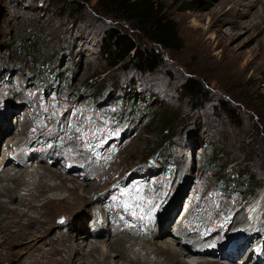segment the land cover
<instances>
[{
  "label": "rangeland",
  "instance_id": "374dc122",
  "mask_svg": "<svg viewBox=\"0 0 264 264\" xmlns=\"http://www.w3.org/2000/svg\"><path fill=\"white\" fill-rule=\"evenodd\" d=\"M153 1L176 24L179 51L150 43L136 24L121 21L115 10H104L95 0H0V112L14 108L4 123V128H11L0 136V164L6 157L16 163L12 166L8 160L0 166L8 179L22 173L36 182L44 169L57 173L58 169L64 170L61 177L76 178L66 183L70 186L91 185L94 194L84 196L88 201L93 197L92 212L78 226L96 233L105 253L107 245L123 237L151 249L169 243L184 253L176 246V237L186 240L185 247L200 240L201 231L204 243L214 247L208 242L221 240L219 245L230 235L223 223L243 219L245 224L246 217L250 223L237 226H247L250 237L263 233L256 235L262 236L260 248L264 245V0ZM72 2L79 4L78 14L65 9ZM111 29L132 35L141 48L158 53L159 68L143 71L132 61L110 67L102 43ZM188 79L199 81L203 97L190 100L182 95ZM221 103L234 109L238 120L230 119ZM5 118L2 114V123ZM84 142L91 145L94 156L106 161L104 165L90 160L85 178L80 164L71 169L72 164L66 163L75 159L77 150L88 156L82 150ZM48 149L49 155L58 150V156L68 160H60L61 166L52 156L35 152ZM3 177L0 184L12 188ZM253 185L260 187L254 195ZM125 192L128 195H121ZM137 194L142 199L132 198ZM258 201L261 206L255 205ZM82 206L68 218L73 221L84 214ZM96 209L102 210L93 216ZM31 212L27 214L36 217ZM51 213L50 237H68V213ZM183 215L187 224L177 232ZM239 232L243 230H235ZM257 237L246 246L255 248ZM25 245L9 248L13 254L8 258H15ZM1 249L5 248L0 247V254ZM136 251L132 250L139 257L145 255ZM154 254H147L148 260L157 259ZM185 256L190 264L203 260L226 264L209 255ZM0 264H10L9 259Z\"/></svg>",
  "mask_w": 264,
  "mask_h": 264
},
{
  "label": "bare ground",
  "instance_id": "6f19581e",
  "mask_svg": "<svg viewBox=\"0 0 264 264\" xmlns=\"http://www.w3.org/2000/svg\"><path fill=\"white\" fill-rule=\"evenodd\" d=\"M11 109L12 110L6 109V111H4L5 113L0 112V123H2V120H1L2 114H5L6 116L5 120L0 125V136L1 137L3 135L2 131H6L9 127L11 128V125L7 128H4L5 127L4 123L7 122V120L10 118V114H12V111H14L13 110L14 108H11ZM83 144L85 145L82 146V150L85 153H87L88 156L86 157V156H83L82 154H78L77 151H80V150H77L75 152V159L73 160V164L69 166L70 168H72V166H75L76 163L82 166H85V164L92 166V164H90V160H92L93 162L101 160L100 157L97 158L90 152L92 147L89 143L84 142ZM63 149L65 148L63 147ZM35 152L37 155H41V157L42 155L52 156L54 159L53 160L54 164L58 163L60 160L61 161L65 160L63 157L58 156L57 154L59 153L58 150H55L51 155H49L51 152V149H48L44 152L36 150ZM18 154H19V158L22 159L23 161L26 159L25 158L26 155L24 156L23 153H18ZM47 158L51 160L49 157ZM5 159L6 160L2 159L3 163H6V162L9 163L10 160L7 157ZM42 160L43 159L38 158V163H42L41 162ZM101 161H103V164L105 165L106 161L105 160H101ZM13 162L12 160L10 161V163L13 164L12 166L16 165V163L15 162L13 163ZM3 163L1 161V164ZM66 168H68V166H66ZM0 169H2V172L4 173V170H3L4 168L3 167L1 168L0 166ZM73 171H74L73 173L75 174L76 170H73ZM87 171H85L84 175H82V172H81V176L84 178L89 176V173H88L89 171L88 172ZM75 175L76 177L81 178L80 175L78 174H75ZM1 176L2 177L5 176L6 177L5 180H7V182L12 183L15 187L13 186L12 188H10L9 185H3L2 183L0 184V247L5 248V249H1L2 253L0 254V260L4 258L6 260L9 259L10 264H190L184 260V258L186 257L185 255H191V256L194 255L190 247L185 248L183 246L186 240L182 238V236L176 237L177 240L175 242H176V246L181 247V249L185 251L184 253L177 252L173 247L169 245V243H163L162 249H159L158 247L157 248L153 247V249L149 247L150 248L149 249L148 246L146 247L145 245H139L135 241V239L126 238V237L118 238L114 240L113 242H111L109 245H107L108 253L102 252L100 251L98 247V243L100 242V240H97V238H99L97 234L94 232H91L90 229L88 230V228L87 230L86 229L84 230L82 225H80V227L78 226V224L82 223V219L83 218L85 219L88 213L92 212L90 211L89 208L93 204L94 199L92 200L93 198L92 197L90 201H88V200H85L86 196H84V193L88 195L94 194L95 189L91 185H86L87 186L86 187L82 185L72 184V186H70L66 183L75 182L74 179L76 178H74V176L73 178L64 177V176L61 177V174L59 172L57 173L56 171H52L49 169H44L43 176L40 177L39 181H36V182L34 181L30 182V180H27V178L29 177L22 173H19L18 175L14 176L11 179H8L9 178L8 172L4 173L3 175L0 174V181H2L4 178V177L1 178ZM62 192L68 193L69 198L68 196L60 195V193L62 194ZM22 193H24L23 196L20 195ZM79 206L83 207L84 210H82V212L84 214L78 215L79 218L75 217L72 221V219L68 217H70L71 214H74V212H76L77 209L80 208ZM250 208H251L250 211H252L254 209V206ZM65 209H68L70 212L66 211ZM29 210L32 211L33 214L36 215V217H33V216L30 217L27 214ZM51 210L55 211V213L59 212L60 210L68 213L69 216H67L68 218L67 220L69 221H66L67 227L69 228L68 237L58 236L56 239H54L55 237L54 238L50 237V232L52 231V229H54V224L52 220V217H53L52 215L54 214L51 213ZM257 210H260V208H258ZM100 211L99 209H96V211L93 212V216H95L94 215L95 213L97 214ZM242 215L244 214L242 213ZM184 216L185 215L182 216V218L179 220L180 222H178V224H176L175 226V229L177 232L181 231L180 230L181 224H186L183 218ZM252 216L253 215H250L249 218L251 219ZM167 218H168V221H164L165 224L163 227H161L162 235L164 234V227H165V230H167L168 228L166 226L167 222H170V216ZM244 220L246 221L245 224H243L244 223L243 219L240 222L239 221L233 222V224H230L229 221L223 223V226L228 229L227 231H229L227 232V234H231L230 237L235 234L239 235L240 232L235 233V230L236 229L243 230V226L240 225L238 227L237 224L247 225L251 221V220L250 221L247 220V217ZM76 221L78 223H76ZM160 221H161V218H160ZM159 224L160 222H158V225ZM187 229L188 228H186V230ZM189 232L191 231L189 230ZM199 233L200 235L203 234L202 231ZM258 234H261V233L257 232L252 237H249V236L244 237V234H243L241 237H238L239 239L234 238L233 240H245L239 245V251H240L242 247H245L249 242H252L253 239L255 240V238L257 237L256 235ZM88 238H92L96 242L92 243L90 241H93V240H88ZM261 238L262 236L257 237L256 240L258 239L261 240ZM193 239H194V236H193ZM220 241L218 242L209 241L208 244H217ZM21 242H25L26 245L20 248V251L17 250L15 252V256H14L15 258H13L12 260L11 258H8L10 257L11 254H13V253H9L10 252L9 248L17 247L19 249ZM223 244L225 246L229 245V244H226V241ZM197 245H199L202 249L206 251V255L207 256L209 255L208 257H214V258L216 257L220 259L219 254H217L216 251L212 253L211 249H214V247L207 246L206 243H203V242H199ZM235 245H236L235 243L232 244L231 246L232 249H235ZM217 246L219 247V245ZM256 246H257V243L255 244V247ZM69 247L71 248V250H69L70 249ZM133 249H137L138 252H142V254L145 253V255L143 257H139V255H136L132 252ZM243 249L240 251V253H242ZM154 253L158 255V258L155 260H148L149 257L147 256V254L151 255ZM230 259H231V256H226L220 260L225 261L226 263ZM194 264H221V263H219L218 261L203 260V261H197Z\"/></svg>",
  "mask_w": 264,
  "mask_h": 264
},
{
  "label": "trees",
  "instance_id": "16d2710c",
  "mask_svg": "<svg viewBox=\"0 0 264 264\" xmlns=\"http://www.w3.org/2000/svg\"><path fill=\"white\" fill-rule=\"evenodd\" d=\"M89 1L91 0H83V2ZM95 1L104 10H115L116 16L121 21L136 24L139 29L144 31L150 43L168 50L179 51L181 49V40L176 24L163 16V9L157 2L153 0ZM78 7L79 4L72 2L65 9L78 14ZM102 48L110 67L132 61L138 69L153 72L159 68L162 62L161 56L153 49L141 48L132 35L116 29L107 32L106 37L103 39ZM181 93L190 100H198L204 96L201 84L195 79H188L182 86ZM221 106L230 119L238 120L234 109H231L225 103H221ZM162 127L167 129L166 124H163ZM230 182L227 181V183ZM259 189L260 187L253 185L250 193L254 195Z\"/></svg>",
  "mask_w": 264,
  "mask_h": 264
},
{
  "label": "snow or ice",
  "instance_id": "6c2138e0",
  "mask_svg": "<svg viewBox=\"0 0 264 264\" xmlns=\"http://www.w3.org/2000/svg\"><path fill=\"white\" fill-rule=\"evenodd\" d=\"M137 192H138V190H137ZM121 195H128L127 193H122ZM133 199H142V197H140L138 194L136 195V196H133L132 197ZM150 203V202H149ZM125 207L127 208V207H131V205H129V204H125ZM133 215H136V213L135 212H133L132 213Z\"/></svg>",
  "mask_w": 264,
  "mask_h": 264
}]
</instances>
